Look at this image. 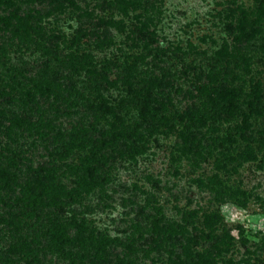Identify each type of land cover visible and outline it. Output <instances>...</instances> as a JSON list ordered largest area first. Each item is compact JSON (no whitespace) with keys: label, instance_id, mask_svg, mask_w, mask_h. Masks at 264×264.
I'll return each instance as SVG.
<instances>
[{"label":"rangeland","instance_id":"obj_1","mask_svg":"<svg viewBox=\"0 0 264 264\" xmlns=\"http://www.w3.org/2000/svg\"><path fill=\"white\" fill-rule=\"evenodd\" d=\"M75 1L80 7L87 5L90 9L96 0ZM140 1L145 6V0ZM149 1L152 6L148 12L153 23L149 29L153 30L156 41L148 45L150 51L142 50L140 43L134 47L132 41L125 39L124 29L130 30L142 19L137 15L138 10L122 17L106 7L95 8L98 16L117 22V28L103 23L96 25L99 40L102 34L105 36L101 49L93 48L92 40L85 38L79 43L80 50L91 55L97 69L101 64L109 67V80L125 73V65L131 56L142 54L143 61L136 63L139 76L153 75L162 78L165 84L152 93L158 104L163 103L157 108L155 118L149 116L144 120L131 105L121 109L117 106L118 101L126 97L120 85L100 89L101 96L121 117L123 126L116 123L117 128L124 127L126 132L136 128L140 138L135 139V144L140 146V152L133 158L124 149L125 153L119 156L115 152L105 171L108 181L84 195L80 204L72 207L97 234L112 240L99 258H81L79 256L89 255L78 253L79 256L75 255L71 261L73 254H68L66 247L61 253L50 250L43 237L42 221L34 223L33 219H21L17 211L19 200L15 198L23 194L20 187L28 178L25 170L28 167L35 169L53 164L62 170L64 163L70 164L78 155L87 154L88 147L72 152L66 160L59 159L61 139H66L65 134L72 128H81L93 139L105 131L112 133L108 130L112 117L93 116L87 108L86 100L92 98L84 71L69 80L59 79L65 88L72 84L71 89L62 91L61 95L70 97L69 108L62 99L53 101L52 96L57 92L54 83L50 84L52 93H46L43 86L40 89L34 87L44 72L52 70L64 76L54 57L43 53L41 44L61 56L66 52L61 37L69 39L73 35L79 25L77 19L70 9L39 16L48 9L46 0H31L29 4L21 3L18 13L34 15L35 20L31 19L30 23L32 28L35 26L30 31L33 41L24 35L18 38L12 37L7 30L0 31V118L5 119L0 126V166L10 171L18 168L16 185L0 187V196L6 203H0V264H25L17 257H26L29 262L33 258L30 264H168L177 255L183 259L180 248L185 245V240L180 239L178 233L175 237L167 230H162L160 235L152 233V217L158 220L159 226L169 224L174 227L184 222L187 231L184 235L190 236L193 228H201L202 214L209 212L220 217L215 232L228 233L232 237L228 250L221 254L223 260L230 259L232 264H264V146L257 148L252 143V158L245 159L242 151L246 152L243 149L247 143L241 139L238 130L242 124L241 114L246 112L244 103L249 101L247 97L255 84L260 88V108L264 112V0ZM259 2L263 8L257 13ZM11 10L13 7L3 4L0 15H7ZM241 18H244L242 24L247 33L251 28L257 31L253 39L240 37L238 41L234 40L241 36L237 31ZM122 26L125 28L120 31ZM108 37L110 42L106 41ZM220 48L223 56L215 53ZM217 56L221 58L220 63L215 61ZM214 62L219 66L214 73L223 80L219 83L242 90L237 104L239 110L232 112L230 118L224 120L221 117L215 123L208 121L204 128L191 130L195 139L185 141L184 147L185 138L178 133L186 134V131L176 121V116L202 105L210 113L207 90L203 86L211 85L207 76ZM47 65L49 69L46 70ZM161 116L173 123L171 132L165 133L166 127L156 120ZM9 120H18L20 127H7ZM248 123L249 129L243 131L244 134L264 132L262 117L252 116ZM39 125L42 136L35 131ZM253 134L257 141L259 135ZM227 136L235 142L225 141ZM126 139L124 134L116 136V148H123L118 142L124 144ZM224 154L229 158L223 157ZM221 162H224V168L218 169ZM212 176L230 191L244 192L245 207L228 199L214 200L209 189L201 186ZM62 182L69 186L68 180L62 179ZM196 240L197 244L191 249L208 247L209 242L204 238ZM13 244L18 246L10 251ZM27 246L30 247L29 254L33 250L30 256L22 253L26 252Z\"/></svg>","mask_w":264,"mask_h":264},{"label":"trees","instance_id":"obj_2","mask_svg":"<svg viewBox=\"0 0 264 264\" xmlns=\"http://www.w3.org/2000/svg\"><path fill=\"white\" fill-rule=\"evenodd\" d=\"M40 1L43 2V0ZM21 3L29 4L31 0H17L16 2L12 0H0V6L4 4L7 7H13V10H11L9 14L0 15V31L7 30L12 37L20 38L21 35H24L25 37H30V41H33L31 40L30 31L34 29L35 26L32 28L30 23L31 19L35 20V18L31 13H18ZM46 3L48 9L45 11L44 15L41 14L39 16H49L54 13H62L65 9H70L75 15L79 25L69 39L65 36L61 37L62 46L66 50L61 56H57L53 49L44 47L41 44L43 53L52 58L54 57L60 69H62L64 76L56 74L52 70L50 72H44L41 79L34 83V87L40 89V86H43L46 93H52L53 90L50 84L54 83L57 92L52 96L53 101L55 102L62 99L64 104L68 103L69 108L71 106L70 97L61 95L62 91L71 89L69 87L72 84H69L68 88H65L60 84L59 79L69 80L71 76L73 77V75L79 74V71H84V75L88 78V84L90 86L88 91L92 98V100H86L88 103L87 108L92 112L93 116L97 114L111 116L113 122H109L108 130L112 133L109 134L105 131L99 134L97 138L93 139L88 133L82 131L81 128H72L65 134L66 139H61L59 159L66 160L71 156L72 152L76 150H85L86 147H88L87 154H84V156L78 155L77 159L70 164L64 163L62 170L58 169L53 164L40 165L35 169L30 167L25 169L29 175L24 184L20 187V189L23 190L22 196L15 197L19 200L17 211H19V217L21 219H33L34 223L42 221L43 224L41 223V226L44 231L43 237L47 240L46 245L50 250L61 253L64 252V247H66L67 253L70 255L73 254L71 256V261H74L75 255L79 256L78 253L81 255H89L79 256L81 258H99L102 250H104L109 243H112V240L107 239L104 235L97 234L94 228L90 227L83 217H80L74 212L72 207L80 204L84 195L89 194L94 188H99L108 181V176L105 171L107 167H110L112 163L111 159L115 156V152H117L119 156V154H123L125 153L124 151H126L130 158H133L135 154L140 152V146L135 144V139L140 138L136 128L129 129L128 132L124 131V127H122L123 131L117 128L116 123H119L120 126L122 125L121 117L115 113L111 105L107 104L106 99L100 94V89L104 86L115 88L117 85H120L126 97H124L125 99H120L117 106L121 109L123 106L131 105L137 111L139 117L144 120L149 116L155 118L158 110L157 108L163 103L158 104L157 100L153 98L152 93L163 88L165 84L162 78L158 79L153 75H148L147 77L139 76L136 63L143 61L142 54L131 56L132 59L125 65V73H123L121 77H118L119 79L114 78L113 80H109L107 76L109 67L105 64H101L97 69L91 55L83 49L80 50L79 43L82 38H85L92 40L93 48L101 49L104 44L103 42H105V36L102 34L101 40H99V33L96 25L103 23L106 26L112 25L117 28V22L98 16L94 12L95 8H101L102 10V7H106L108 10L115 11L117 15L122 17H127L129 12L138 10L137 15L142 17V19L137 20V24L132 26L130 30H126V28L122 26L120 31L125 28V39L132 41L134 47L140 43L142 50H146V52L150 51L148 45L156 42L154 40L155 34L153 30L149 29L153 26L152 19L148 12L152 4H150L151 1L149 0H145V6L141 5L140 0H96L92 8L89 9L87 5H85L84 8L80 7L75 0H46ZM262 8V3L259 2L256 12L260 13ZM230 17H232V14ZM243 22L244 18L238 21L237 31L239 34L241 33V36L235 37V41H238L240 37L245 40L253 39L257 33L254 28H251L247 33L245 26L242 24ZM109 38L110 37L107 39ZM88 40L85 41L87 42ZM106 41L110 42L111 40L109 39ZM220 49L215 53L218 56H223L222 48ZM218 56L215 61L220 63L219 60L221 58H218ZM216 62L211 64L207 76V80L211 82V85L203 86V89L206 87L207 90V102H209L208 105L211 106L210 113H208L206 107L202 105L199 109H186L183 114H178L176 116V121L181 123L186 131V134H183V132L178 133L181 138H185L183 139L184 147L187 145L185 141L188 139H195L191 130L195 131L206 127L208 121L215 123V121L221 117H223L222 119L224 120L230 118L232 112H237L239 110L237 104L242 90L219 83L223 80H220V76L214 73L217 67L219 68V66H215ZM45 69H49V65H47ZM214 82H218V84H213ZM259 93L260 88L255 84L252 88L251 95L247 97L250 98L249 101L246 100L244 103L246 112H242V124L238 127L239 136L247 143L245 149H243L246 150V152L242 151L243 157L246 155L245 159L252 158V143H255L257 148L264 146V137H262L264 132L261 133L257 131L252 133L248 132L251 133V135L244 134L245 131L247 132L249 129L248 120L252 116L262 117L264 121V112H262L260 108L261 96ZM58 94H60V96ZM66 114L69 115L70 113L66 112ZM156 120L160 121V123L166 127L165 133H169L173 129V123L167 122L164 116ZM1 121H5L2 116L0 118V126H2ZM38 122L41 123L40 120ZM41 125L44 124L41 123ZM41 125L35 128L38 136H42L43 134ZM46 125L47 127L49 126V124ZM11 126L20 127V123L18 120H9L7 127ZM253 133L259 135L256 138L257 141L253 139L255 137ZM121 134H124L127 139L124 144L118 142L119 145L123 146V148L118 149L116 148V136H121ZM187 135H190V138H188ZM224 140L231 144L235 142L231 140L229 136L224 138ZM223 157L229 158L225 154ZM219 165L218 169L224 168V162L219 163ZM17 169L16 166L14 171H10L6 167L0 166V187L3 186L2 188H5L10 187V185H16ZM62 179L68 180L69 186H66L62 182ZM209 180L210 181L206 182V184L201 182V186L209 189L213 194L214 200L221 202L222 200L228 199L229 201H234L239 207H245L246 194L244 192L239 189L230 191L227 186L222 184L221 181L214 176ZM0 203L6 204L1 196ZM54 210H58L59 214H56ZM191 216L192 214L190 217ZM152 218L153 221H150V231L152 233L160 235L162 230H167L173 233L175 237H177L175 233H178L180 239L185 240V245L180 248L183 259L177 255L175 258H172V260H169L168 264H232V260H223L221 257V254L228 250L232 237L228 235V233L217 234L215 232L217 224L220 223V217L217 213H203L200 223L201 228L198 230L193 228L194 232H192L190 236L184 235V233L187 232L184 222L182 224H175L174 227L169 224H162L159 226L157 224L158 220H154L156 219L155 217ZM197 238H204L208 241V247L201 250L191 249V247L197 244ZM23 245L26 246V244ZM17 246V244H13L10 246L9 250L12 251V248ZM29 248L30 247L27 246L26 252L22 253L29 254ZM71 248L75 249V252H71ZM32 253L33 250H31L29 256ZM89 253H92V255ZM17 259L23 260L25 264H30L33 258L30 262L26 257H17Z\"/></svg>","mask_w":264,"mask_h":264}]
</instances>
